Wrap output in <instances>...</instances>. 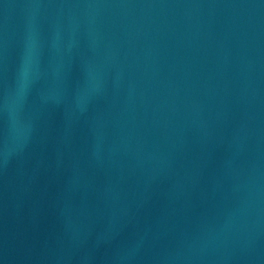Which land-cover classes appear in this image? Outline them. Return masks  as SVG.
Here are the masks:
<instances>
[{"label": "water", "instance_id": "1", "mask_svg": "<svg viewBox=\"0 0 264 264\" xmlns=\"http://www.w3.org/2000/svg\"><path fill=\"white\" fill-rule=\"evenodd\" d=\"M0 264H264V0H0Z\"/></svg>", "mask_w": 264, "mask_h": 264}]
</instances>
